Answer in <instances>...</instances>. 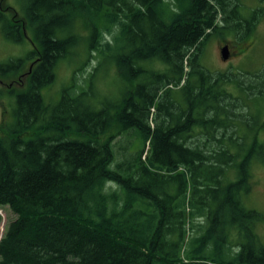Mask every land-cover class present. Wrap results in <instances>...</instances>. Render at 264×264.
<instances>
[{"label":"trees","instance_id":"1","mask_svg":"<svg viewBox=\"0 0 264 264\" xmlns=\"http://www.w3.org/2000/svg\"><path fill=\"white\" fill-rule=\"evenodd\" d=\"M25 3L19 21L0 11L4 36L19 44L25 31L33 48L0 64V78L33 65L24 90L6 89L12 124H0V208L16 216L0 264H264L263 214L241 201L252 163L264 164V66L198 63L213 34L248 39L261 10L246 20L241 0ZM80 57L78 72L95 66L46 102L57 65ZM104 65L118 98L93 93ZM172 92L183 107L169 109ZM130 131L141 146L116 156L113 139Z\"/></svg>","mask_w":264,"mask_h":264},{"label":"rangeland","instance_id":"2","mask_svg":"<svg viewBox=\"0 0 264 264\" xmlns=\"http://www.w3.org/2000/svg\"><path fill=\"white\" fill-rule=\"evenodd\" d=\"M25 2L26 0H3L1 2L3 8L10 7L12 9V11H3L5 17L11 19L16 13L17 17L14 16V18H16V20L22 19L26 7ZM259 9L261 10L262 16L254 33L251 34L248 39L242 41L238 36H220L218 34H213L204 42L198 58V63L204 70L211 73L233 74H254L261 71L264 66V0H241L239 12L246 20L252 19L255 11ZM82 31L84 30L82 29ZM106 39L110 40V37L106 36ZM24 40V42L19 44L10 41L4 36L2 27L0 26V64L7 63L9 60L25 58L27 53L29 51L31 52L33 48L28 36ZM224 46H227L229 51V57L225 61L222 60L220 53V50ZM78 59L79 60L75 59V61L72 62L61 61L57 65L54 83L42 91V95L46 102L55 104L59 93L64 87L70 85L72 81H74V84H81V80H83L82 77L86 76L96 64L94 59L90 57L81 69L82 71L78 72L76 68H79L80 63L84 62V57ZM30 63V61H27L25 64L26 67L24 66L25 68L20 70L17 74L6 78H0V124L2 122L12 124L10 111L14 101L6 96V89L13 87L14 91L24 90L27 68ZM148 67L152 69V71L164 70L163 66L159 63H152ZM107 68L109 69V66L104 65L101 71L96 75L92 84L93 93H95L96 89L102 96L105 94V97L118 98L120 90L122 89V84L115 76L112 69L106 72ZM146 76L142 78L145 79ZM74 78L77 80L76 83ZM142 78L137 79V84L142 81ZM22 80L23 83L21 84ZM97 81H99L98 85H96ZM230 86L228 90H231L232 93L237 92V90H234V85ZM153 87L154 85L152 88ZM169 88L177 90V87L174 85ZM171 98L174 99L173 102L175 103H169V109H171V105L184 106L181 93L172 92ZM164 104H168L166 99L164 100ZM151 113H153V110ZM148 123L152 128L155 126L156 123L152 115L149 116ZM113 142L116 156H121L126 153L122 149L123 147L129 148L131 151L132 148L135 149L141 146L140 139H134L131 131L116 137L113 139ZM251 171L253 176L252 189L248 194H243L241 196V201L246 209L255 210L263 214L264 217V164L260 162L252 163ZM15 218V214H13L8 207L0 208V237L7 224ZM257 233L264 245V220L258 224Z\"/></svg>","mask_w":264,"mask_h":264},{"label":"water","instance_id":"3","mask_svg":"<svg viewBox=\"0 0 264 264\" xmlns=\"http://www.w3.org/2000/svg\"><path fill=\"white\" fill-rule=\"evenodd\" d=\"M24 36H26V32L24 31L23 32ZM220 53H221V58L223 61L227 60L228 57H229V51H228V47L227 46H224L221 50H220ZM33 66V65H32ZM32 66H30L28 72L26 73V76H28L30 73H31V68Z\"/></svg>","mask_w":264,"mask_h":264},{"label":"flooded vegetation","instance_id":"4","mask_svg":"<svg viewBox=\"0 0 264 264\" xmlns=\"http://www.w3.org/2000/svg\"><path fill=\"white\" fill-rule=\"evenodd\" d=\"M2 1H3V0H0V11H9V10L12 11V9H11L10 7H5V8H3V4H1ZM11 11H10V12H11ZM14 16L17 17L16 13L13 15L12 18H14ZM17 21H19V20H17ZM20 24L22 25V23H20Z\"/></svg>","mask_w":264,"mask_h":264}]
</instances>
